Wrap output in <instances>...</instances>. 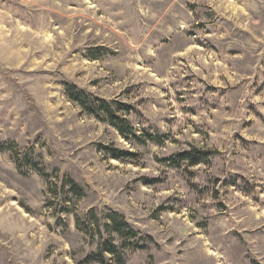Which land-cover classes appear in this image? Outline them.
Wrapping results in <instances>:
<instances>
[{
  "label": "rangeland",
  "instance_id": "374dc122",
  "mask_svg": "<svg viewBox=\"0 0 264 264\" xmlns=\"http://www.w3.org/2000/svg\"><path fill=\"white\" fill-rule=\"evenodd\" d=\"M0 264H264V0H0Z\"/></svg>",
  "mask_w": 264,
  "mask_h": 264
},
{
  "label": "trees",
  "instance_id": "16d2710c",
  "mask_svg": "<svg viewBox=\"0 0 264 264\" xmlns=\"http://www.w3.org/2000/svg\"><path fill=\"white\" fill-rule=\"evenodd\" d=\"M74 88L73 87H69V91H73ZM71 98L74 101L79 102L81 105H83V107H85L84 102H81V99H86V95L83 92H76L71 94ZM100 103V109L103 113H105V115H107V119L108 121L118 130L119 134L121 136H123L124 138H128L129 134H128V130H126L125 127V120L123 118H120L119 116L115 115V113L112 111V109L110 108V105L108 104V102L104 101V100H98ZM90 113H93V110H87ZM110 151V155L114 158H127L129 156H132L133 154L128 153V152H123L120 151L118 149H113L111 148ZM201 152L195 151V152H184L179 154V156L184 159L189 161L190 164H197L199 163V161H201V157L196 155L199 154ZM110 219V224H106V228L110 229L114 232H117L119 234H121L122 236H126L125 231H129V233H132V231L126 226V224L124 223V221L120 218V216H118V214H116L115 212H113V214L109 217ZM128 229V230H127ZM104 246V245H103ZM105 251L109 252V253H114L116 252V247L111 244V242L106 243L105 244Z\"/></svg>",
  "mask_w": 264,
  "mask_h": 264
}]
</instances>
